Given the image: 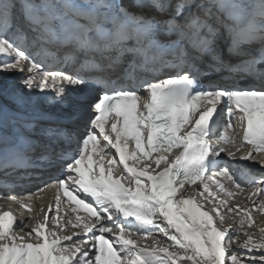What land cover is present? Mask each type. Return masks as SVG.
Segmentation results:
<instances>
[{"label":"snow or ice","instance_id":"snow-or-ice-1","mask_svg":"<svg viewBox=\"0 0 264 264\" xmlns=\"http://www.w3.org/2000/svg\"><path fill=\"white\" fill-rule=\"evenodd\" d=\"M244 161L264 168V0H0V199L29 213L0 210V264H264ZM36 172L28 202L7 189ZM65 197L88 216L61 224Z\"/></svg>","mask_w":264,"mask_h":264},{"label":"bare ground","instance_id":"bare-ground-1","mask_svg":"<svg viewBox=\"0 0 264 264\" xmlns=\"http://www.w3.org/2000/svg\"><path fill=\"white\" fill-rule=\"evenodd\" d=\"M114 151L115 150H113V152ZM96 153H97L96 159L98 161H100V157L102 154L99 153V149L96 150ZM221 156L225 160L228 159L226 156H224L223 153L221 154ZM109 158L110 157H108V156L104 157L105 164L107 163V160ZM117 159H118V157H117ZM130 163H131V161H130ZM244 166H247L246 170L249 171V173L252 175H260L261 173H264V168H261L258 163H254L251 161L241 162V167H244ZM30 176H31V178H25L22 181H18L17 183L8 185L7 189L11 190V194H18L19 196L27 199L29 193H36V189L38 186H42L45 181H48L52 178L46 172H36V173L30 174ZM213 191H216L215 188H213ZM7 193H9L8 190H5V191H3L2 195H5ZM217 195H219L221 198H226L219 192H217ZM198 200L200 203H205V201L202 198L198 197ZM230 202L232 204H240L241 207H250V205H251V202L247 199L246 193L239 194V195L234 194V196L231 198ZM30 203H31V206L33 208V211L30 214L31 218L29 219V225L30 226H34L37 223V217L38 216H39L40 220L43 219L44 213H41L38 211V209L41 205L44 207V212L47 213L49 211L48 205L50 203H52L53 210L50 214L55 215L56 209H55V204H54V195H53V191H51V190H46L44 192L39 193L38 195L32 196ZM73 208H74V206L70 202H68L66 198H64V202L61 204V206L59 208V216L57 217V219L59 220V222L61 224H63L65 222V220L68 218L75 220V217L77 215H79L81 217H86L85 215L78 213L77 210L75 212H73ZM8 209H10L16 215L17 220L26 219L29 217V213L21 205H18L15 202L8 203L6 200L0 199V210H8ZM66 213H67V216L65 215ZM235 218L239 219V217H235ZM256 219H257V222L260 221V217L258 215L256 216ZM228 223H232V221L229 220ZM72 231H81V229H79V228L73 229L71 227V225H69L65 229L64 234L70 235ZM249 231H252V230L249 229ZM90 235L91 234L89 233V236ZM105 235L107 238L110 234H105ZM133 238L138 240L139 245H142L145 247H147L149 244L152 243L151 238H142V237H133ZM73 239H76V237H73ZM156 239L161 241V244H163L164 242H167V238L163 237L162 234H157ZM65 243H67V242H65ZM168 243H170V242H168ZM92 251H95V250L93 249ZM89 254L91 255V252Z\"/></svg>","mask_w":264,"mask_h":264}]
</instances>
